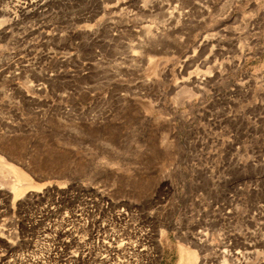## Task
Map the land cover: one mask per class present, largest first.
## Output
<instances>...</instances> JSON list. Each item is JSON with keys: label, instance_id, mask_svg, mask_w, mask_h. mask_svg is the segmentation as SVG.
<instances>
[{"label": "rangeland", "instance_id": "rangeland-1", "mask_svg": "<svg viewBox=\"0 0 264 264\" xmlns=\"http://www.w3.org/2000/svg\"><path fill=\"white\" fill-rule=\"evenodd\" d=\"M69 189L141 264H264V0H0V264Z\"/></svg>", "mask_w": 264, "mask_h": 264}, {"label": "bare ground", "instance_id": "bare-ground-1", "mask_svg": "<svg viewBox=\"0 0 264 264\" xmlns=\"http://www.w3.org/2000/svg\"><path fill=\"white\" fill-rule=\"evenodd\" d=\"M21 189V184L14 186L11 190L14 198ZM33 196L35 201L29 202L15 218L23 221L28 214L27 223L23 224L36 229H32L34 233L25 232L23 240L28 242L27 246L7 253L6 264L143 262L140 258L147 251L144 246L147 240L143 238L147 229L123 204L112 203L107 196L88 189L58 192L53 200L43 199L42 191Z\"/></svg>", "mask_w": 264, "mask_h": 264}]
</instances>
